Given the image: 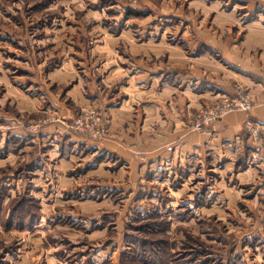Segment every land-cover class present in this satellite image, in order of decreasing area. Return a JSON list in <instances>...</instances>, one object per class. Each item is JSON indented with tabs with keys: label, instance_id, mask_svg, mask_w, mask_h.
<instances>
[{
	"label": "rangeland",
	"instance_id": "1",
	"mask_svg": "<svg viewBox=\"0 0 264 264\" xmlns=\"http://www.w3.org/2000/svg\"><path fill=\"white\" fill-rule=\"evenodd\" d=\"M249 1L255 0H0V192L6 187L0 264H135L132 257L122 260L138 232L129 225L148 223L154 212L166 229L149 225L141 236L147 247L155 240L160 254L173 252L170 264H188L192 252L200 259L190 264H264V167L237 177L238 167L226 161L206 166L188 158L180 166L178 155L175 174L168 155L158 158L140 146L120 151L123 157L103 152L98 144L109 136V119L104 107L88 100L115 89L136 95L137 88H126L138 67L134 60L144 50L154 55L168 47L157 45L163 36L180 45L178 34L204 40V34H221L231 53L237 45L247 57L251 79L264 85V38L249 47L244 42L250 30L264 34V8L260 15L247 13ZM218 61L217 70L233 83L227 94L250 93L242 82L248 74L229 71L225 57ZM219 99L194 108L187 129L196 131L194 118ZM255 106L243 111L244 124L250 118L263 126L252 115ZM90 109L106 129L102 138L72 127ZM243 138L250 140L246 133ZM250 149L251 159L235 166L264 161ZM26 190L34 200L21 207L25 218L10 226L6 214Z\"/></svg>",
	"mask_w": 264,
	"mask_h": 264
},
{
	"label": "crops",
	"instance_id": "2",
	"mask_svg": "<svg viewBox=\"0 0 264 264\" xmlns=\"http://www.w3.org/2000/svg\"><path fill=\"white\" fill-rule=\"evenodd\" d=\"M245 7L243 10L247 13L255 12L260 15L263 13L259 8H264V3L249 1ZM249 33L245 37V47H249L252 41L256 43V40L264 38V34H253L251 30ZM178 35L181 39L180 45L167 43L163 36L157 45L159 47L167 45L168 47L164 46L165 51L164 47L158 48L157 52L154 51V55H151L150 51L144 50L143 54L139 53L138 60L133 59L138 67L135 73L130 72L126 88L131 86L137 88L136 95L131 96L125 90L115 89L103 98L97 90V94L92 93L88 97L91 104L104 107L105 117L109 119V136L98 144L99 148L103 152L110 151L122 156L120 151L129 150L133 144L136 147L140 146L143 152H151L152 156H158V158L168 155L171 163L176 162L172 165L175 174L178 170L175 168L178 155L181 159L180 166H182L181 162L188 158L190 161H200V164L203 163L206 166L214 165L216 161H226L238 167L237 177H240L239 174L253 173L263 169L264 161H258L254 166L248 165L246 169H240V165L235 166L240 159L242 162L251 159L249 152L254 145L251 140L246 141L243 138L244 121L247 117L245 112H231L213 121L202 131H191L186 127L194 108L206 105L211 98L222 97L234 90L230 78L217 70L218 63L222 64L218 59L222 60L225 57L231 61L229 71L234 74L240 77L244 76L241 74L243 71L248 74L244 76L247 79L246 82H242L251 88L250 93L256 103L252 115L264 126L263 81L258 83L254 81L253 73L247 71L252 68L249 66L251 63L248 62L247 57L244 58L241 55L237 45L231 48L233 51L231 53L228 46L223 43L221 34L212 36L204 34L205 40L199 34L196 37L190 34ZM219 54L223 57L216 59ZM161 55L166 58L161 59ZM155 58L157 60L153 61ZM133 63V61L129 63V68H133L130 66ZM186 63L190 65L187 66ZM190 78L195 80L192 81ZM112 84L111 82L105 87H110ZM260 84L263 88L258 86ZM119 94L124 97H120ZM127 102H131V111L128 109ZM162 152L166 153L162 154ZM188 176H190L189 172Z\"/></svg>",
	"mask_w": 264,
	"mask_h": 264
},
{
	"label": "built area",
	"instance_id": "3",
	"mask_svg": "<svg viewBox=\"0 0 264 264\" xmlns=\"http://www.w3.org/2000/svg\"><path fill=\"white\" fill-rule=\"evenodd\" d=\"M255 1L264 3V0ZM254 106L253 96L238 88L235 94H225L220 97L218 104L213 108L200 112L192 122V129L202 131L213 121L221 119L231 112L250 111ZM72 127L80 134L93 139L102 138L106 134V129L102 127L101 117L96 109L87 110L77 116L73 120ZM245 133L254 144L252 147L253 158L264 159V126L249 118L245 122Z\"/></svg>",
	"mask_w": 264,
	"mask_h": 264
},
{
	"label": "trees",
	"instance_id": "4",
	"mask_svg": "<svg viewBox=\"0 0 264 264\" xmlns=\"http://www.w3.org/2000/svg\"><path fill=\"white\" fill-rule=\"evenodd\" d=\"M5 189H6V187L0 192V202L2 200V197H4V195H5L4 194ZM20 198L21 199L16 201L15 204L12 205V208H10L8 210V213L6 214L9 217L7 220V224H10V226L12 225L11 223L13 222L12 219L19 222L25 218V216L22 215V213H23L22 210L26 209L25 206H26L27 202H30V200H34V198L30 195L29 190H26L25 193H23L20 196ZM21 207H23L24 209ZM157 214H158V212L151 213L150 216L152 215L153 217L151 219L148 218L146 220L148 223L142 224L141 226H136V223H134V222L130 223L129 228H132V230H138V232L136 235L132 236L131 241H128V244H130L132 247H131V250L123 252L124 256L122 257V260L124 258L130 260L128 257H132L131 258L133 260L132 262H134L135 264H138V263H143V264H170L174 261V258L172 257L174 255L173 252L169 253V257L162 255V254H160V246H158L155 243V240H151V244H154L153 246L150 245L149 247H147L149 241L145 237L141 236L142 232H146V230H148L147 227L149 225H151L152 229H154L156 232H159V230H160L159 227H161V230H163V228H165V226H164L166 224V222H164L165 220L156 222V220H155L156 218L154 215H157ZM34 222L35 221L32 219L29 220V222H28L29 229L33 228ZM5 229L8 230L10 228L5 227ZM190 254H193V256L191 258H189V260L187 261L188 264L195 261V259H200L197 257L196 253L192 252ZM208 261L209 260H207V259H203V260H201V264H205V263L207 264ZM176 264H177V262H176Z\"/></svg>",
	"mask_w": 264,
	"mask_h": 264
}]
</instances>
